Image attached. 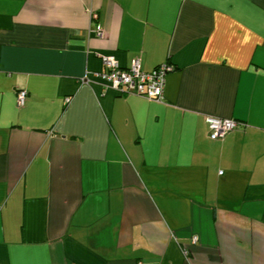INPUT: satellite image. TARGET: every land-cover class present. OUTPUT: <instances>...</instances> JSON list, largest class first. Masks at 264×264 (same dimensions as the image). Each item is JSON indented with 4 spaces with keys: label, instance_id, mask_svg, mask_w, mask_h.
<instances>
[{
    "label": "crops",
    "instance_id": "1",
    "mask_svg": "<svg viewBox=\"0 0 264 264\" xmlns=\"http://www.w3.org/2000/svg\"><path fill=\"white\" fill-rule=\"evenodd\" d=\"M0 264H264V0H0Z\"/></svg>",
    "mask_w": 264,
    "mask_h": 264
},
{
    "label": "built area",
    "instance_id": "2",
    "mask_svg": "<svg viewBox=\"0 0 264 264\" xmlns=\"http://www.w3.org/2000/svg\"><path fill=\"white\" fill-rule=\"evenodd\" d=\"M92 19H97V13H91ZM96 34L100 38L105 37V31L99 27ZM104 71L93 73L95 79H100L110 83L116 90L122 94L134 93L151 101L161 102L164 98L167 75L173 71L169 64H163L151 72L142 70L141 60L134 61L128 69L122 68L115 57L105 56L102 58ZM83 84H89V75L82 78ZM28 98L27 90L20 89L17 92V105L22 108L26 105ZM70 98L66 99L69 103ZM208 137L212 140H219L231 133L240 125L239 122L232 119H219L207 117L205 120Z\"/></svg>",
    "mask_w": 264,
    "mask_h": 264
},
{
    "label": "trees",
    "instance_id": "3",
    "mask_svg": "<svg viewBox=\"0 0 264 264\" xmlns=\"http://www.w3.org/2000/svg\"><path fill=\"white\" fill-rule=\"evenodd\" d=\"M185 254H188V253L185 251Z\"/></svg>",
    "mask_w": 264,
    "mask_h": 264
}]
</instances>
